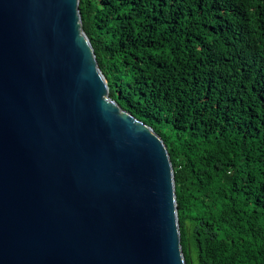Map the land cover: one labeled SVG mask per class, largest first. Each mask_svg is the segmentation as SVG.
Segmentation results:
<instances>
[{
  "label": "water",
  "instance_id": "1",
  "mask_svg": "<svg viewBox=\"0 0 264 264\" xmlns=\"http://www.w3.org/2000/svg\"><path fill=\"white\" fill-rule=\"evenodd\" d=\"M81 0H0V264H186L162 137L110 97Z\"/></svg>",
  "mask_w": 264,
  "mask_h": 264
},
{
  "label": "trees",
  "instance_id": "2",
  "mask_svg": "<svg viewBox=\"0 0 264 264\" xmlns=\"http://www.w3.org/2000/svg\"><path fill=\"white\" fill-rule=\"evenodd\" d=\"M110 97L165 141L186 264H264V0H81Z\"/></svg>",
  "mask_w": 264,
  "mask_h": 264
}]
</instances>
